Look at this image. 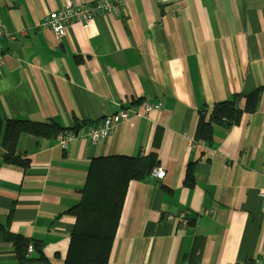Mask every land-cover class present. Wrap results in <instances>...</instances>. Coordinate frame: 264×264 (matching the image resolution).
Segmentation results:
<instances>
[{"label":"crops","instance_id":"0c3cea01","mask_svg":"<svg viewBox=\"0 0 264 264\" xmlns=\"http://www.w3.org/2000/svg\"><path fill=\"white\" fill-rule=\"evenodd\" d=\"M93 1L0 0L4 119L78 135L129 111L96 144L82 138L62 150L55 138L20 135L24 168L2 163L0 144V227L42 242L48 264H63L74 224L65 211L91 159L152 154L165 176L128 184L108 264H264V0H125L119 16L70 25L62 38L40 26L64 4ZM256 90L248 113L245 96ZM232 96L235 123L196 140L200 117L208 122ZM145 105L159 108L147 115ZM0 264H17L1 231Z\"/></svg>","mask_w":264,"mask_h":264},{"label":"trees","instance_id":"16d2710c","mask_svg":"<svg viewBox=\"0 0 264 264\" xmlns=\"http://www.w3.org/2000/svg\"><path fill=\"white\" fill-rule=\"evenodd\" d=\"M259 95L260 90H256L245 96L246 112L255 111ZM236 99L237 96H232L228 101L213 105L208 122H204L200 117L195 139L209 141L214 125L230 126L235 123L239 115L235 109ZM79 128L81 125L76 123L72 129ZM65 131L68 130L61 129L54 122L13 121L0 115V144L6 152L2 163L22 168L29 166V160L15 155L20 135L52 139ZM156 166V157L152 154L135 158L109 156L91 159L84 184L79 190V201L65 211L66 215L74 218V224L69 232V244L63 264H108L128 184L131 181L144 180ZM186 183L189 187L192 186L189 173ZM0 231L4 241L11 244L17 264H48L43 255L42 242L9 233L5 227H0ZM28 247L32 248L31 253L28 252Z\"/></svg>","mask_w":264,"mask_h":264},{"label":"built area","instance_id":"2783aa9c","mask_svg":"<svg viewBox=\"0 0 264 264\" xmlns=\"http://www.w3.org/2000/svg\"><path fill=\"white\" fill-rule=\"evenodd\" d=\"M161 5L169 4L180 0H158ZM126 6L125 0H95L90 4H64L59 9L49 12L40 24L43 28H48L57 38L65 35V30L70 25H79L86 28L95 16L116 17L124 12ZM5 37V31L0 21V39ZM2 64V55L0 51V65ZM159 106L145 105L144 112L149 115L151 112L158 110ZM129 119V111L122 110L114 115L105 117L98 126H85L77 135L75 131L62 132L55 137V145L66 150L74 142L86 138L92 143H99L102 139L107 138L115 125L121 124ZM264 157V156H263ZM150 176L161 180L165 176V172L160 168H154L150 172ZM257 195L264 203V188L257 190ZM264 213V206L262 207ZM172 216H167L171 220ZM187 222L180 220L176 227V234L183 232ZM28 252H32V248L28 247ZM255 264H259L258 261Z\"/></svg>","mask_w":264,"mask_h":264}]
</instances>
